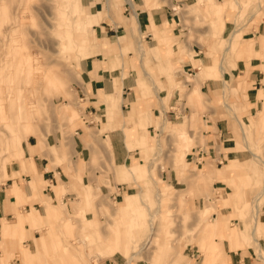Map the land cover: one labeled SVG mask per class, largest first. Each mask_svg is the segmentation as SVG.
Here are the masks:
<instances>
[{"label":"rangeland","instance_id":"obj_1","mask_svg":"<svg viewBox=\"0 0 264 264\" xmlns=\"http://www.w3.org/2000/svg\"><path fill=\"white\" fill-rule=\"evenodd\" d=\"M78 1L83 8L79 12L72 0H0V160L3 163L0 188L10 183V180H4V176L11 174L20 179V166L29 165L28 160L32 159L31 147L28 145L29 156L24 157L25 144L20 151H16V146L12 145L14 140L27 142L26 138L31 136L42 147V141L47 136L65 138L67 151L73 127L80 123L87 129L85 121L96 119L87 113V101L79 99L78 87L84 85L80 77L81 52L84 45L86 50H93L89 45L94 44V38L99 34L94 30L84 35V20H81L88 10L95 12L98 9L103 16L101 21L116 28L108 17L117 24L126 23L127 11L123 9V3L128 2L131 10L132 2L135 7L136 3L134 0ZM138 1L148 7L168 4L175 9L173 11L179 17L181 29L169 44L175 42L180 54L188 53L190 58L194 55L191 45L195 33V43L205 49L204 54L197 55V58L204 63L212 58L218 61L219 67L213 66L217 72L229 71L241 58L256 62L258 81L251 91L255 98L252 110L243 113L245 107L242 102L247 98L246 89L250 86L245 78L247 71L243 76L221 77L227 80H223L224 87L217 104L204 93L197 95L192 87L194 78L191 74L198 72L194 61L191 60L195 68L182 72L179 78L173 73L172 65L169 68L161 66L160 58L171 56L172 51L148 49L146 38L136 32L133 37H128L127 47L119 49L116 45H109L113 68L123 65L125 71L129 54L139 60L140 68L133 72L134 89L139 91L138 101L149 104L156 100L158 94L166 111L169 108V93L178 89L179 101L186 110L178 118L166 117L160 111L154 121L137 124L143 130L141 140L145 142L137 143L140 154L137 161L142 163L140 168L143 170L139 172L140 176L137 173L134 175L135 184L128 183L137 193L134 203H123L126 192L116 199L109 196L113 189L108 176L111 170L108 158L93 144L97 154L92 150L90 159L83 163V171L91 169L88 180H79L77 174L78 184L72 180L67 183L73 185L64 182L68 188L63 190V195L56 190L59 182L40 183L36 195L13 206V217L8 219L11 224L18 223L19 214H29L32 201L39 202L40 206L36 209L43 222L32 224L6 240L0 239V264H116L115 258L120 264H133L138 259L146 264H225L226 249L230 246L234 249L225 238L224 232L228 233V228H237L241 247L251 245L255 248L257 239L264 238L258 230L249 234L242 231L249 230L256 218L264 220V32L255 34L260 22L264 23V0H229V8L235 11V16L232 28L225 33L224 22L228 20L230 10L220 18L210 5L212 1L213 5L221 7L225 0H203L201 4V0L196 3L189 1L180 7L171 0L152 4V0ZM20 21L22 25L14 26ZM250 29L254 31L251 34ZM123 33L125 31L117 32L118 35ZM154 36L155 39L157 36L160 38L158 33ZM111 40L114 42L116 38ZM207 44L213 45L210 53L206 52L207 47L204 48ZM227 44L230 48L226 50ZM139 47L143 52L139 51ZM150 55L156 59L155 67H150ZM154 70L164 74L169 90L165 97L160 92L164 84ZM123 75H126L125 72ZM259 92H262V97ZM24 99L27 100L28 110ZM116 100L120 105L122 101ZM243 114L246 117H242ZM202 115L208 116L211 125L206 126ZM225 118L233 123V128L229 127L231 138L223 143L228 158L225 164L234 157L237 167L228 172L223 165H217L211 159L194 164L188 159L191 147L214 139L213 134L206 137L202 131L213 129L217 120ZM147 124H153L159 131L148 134ZM174 126L181 127L189 136L184 153L181 151L184 144L173 132ZM132 145L129 144V147L132 148ZM104 148H108L106 144ZM49 150L53 155L58 151L54 146ZM126 166L123 168L126 169ZM218 167L221 169L218 170ZM211 168L214 177H208ZM171 171L176 173L177 184L171 185ZM163 173H166V178ZM228 176L232 178L224 182L223 178ZM31 179L27 182L21 180L22 186L30 184ZM119 181L122 180H113L115 183ZM14 184L20 186L17 182ZM80 187L82 189H75ZM165 188L169 190L164 191ZM40 196L44 200L52 199L51 205L56 207L47 211ZM139 212L144 213L143 217H139ZM137 217L142 221L137 227H132V219ZM212 221L216 222L217 230L208 236L204 231ZM149 232L153 236L150 245L140 249L150 237ZM25 246L31 248L28 259H23L21 255ZM76 246L83 248L84 255L75 260L67 248ZM192 247L198 251L197 258L187 255V250ZM107 248L115 253L109 255ZM132 254L135 256L129 259Z\"/></svg>","mask_w":264,"mask_h":264},{"label":"crops","instance_id":"obj_2","mask_svg":"<svg viewBox=\"0 0 264 264\" xmlns=\"http://www.w3.org/2000/svg\"><path fill=\"white\" fill-rule=\"evenodd\" d=\"M162 1L163 0H152L150 4ZM189 1L196 3L197 0H171L172 3H176L179 7L182 6L183 3ZM72 2L77 12L83 9L82 4L78 0H72ZM134 2L136 3V7L132 2V10L130 8H126L127 10L123 8L124 11H127L126 23L123 21L122 24H117L115 20H112L110 17H108L111 24L116 25V28H112L104 23V21H101L103 20V16L101 15V11L98 9H95V12H90L88 10V14L85 15V18L81 20V22L84 20V35L86 32L94 30L99 34L98 36H95L94 44L89 45L92 46L91 48H93V50H86V46L84 45V49L81 52L83 53V59L80 62V77L82 83H84L83 87H81L84 94L82 99L87 101V113L91 116H94L96 119H93L89 122L85 121L84 125H86V128L90 129V131L80 126V123L73 127V133L70 135L68 140L69 149L67 151H65V138L58 137V139H56L53 136H47L45 137L46 139L42 141V147L37 145L36 139L32 138L31 136L26 138L27 142L24 145V157L29 156V145L32 149L31 158L33 160H28L29 165L22 164L20 166V179L18 177H12L10 174L7 177L8 179L6 178V180H10V183L7 185V187L3 186L0 188V239L6 240L10 238V236L16 234L18 231H23L26 227L31 226L32 224L43 222L42 215H40L36 209V206H40L38 201H32V205L34 207L32 206L31 209H29L30 212L27 214V216L19 214L20 219L17 224H11V221L8 220L9 217H13V212L17 202L25 200L26 198H31L33 195L37 194L36 189L38 184L45 182L56 184L59 182V186H53H56L57 192H59L60 195H63V190H67L68 188L64 186V182L67 183L72 180L75 181V184H78L76 178L77 174L80 177L79 180H82L83 182L88 180V173L91 171V169L88 168L83 171V163L90 159V153L92 150L97 154V150L93 149V144L96 145V147L99 148V151L104 153L108 158V164L111 168L110 172H108V176L112 181L110 183V188L113 189L109 196L114 197L116 194L121 196V194L126 192L123 195V203L127 205L134 203V200L137 198V193L134 191L133 185H128V183L135 184L136 179L134 175L137 173L140 176L139 172L143 170L140 168V164L142 165V163L137 161L140 155L139 146L137 143L139 144V142H141L143 144L145 140H141L143 130L142 128L138 127L137 124L143 125L144 122L142 121H146L147 123L154 121L155 118L158 117L160 111H163L164 115L170 118V111L176 113V109L181 108L182 104L178 98V89H172L169 93V108L166 111L163 109V105L161 104V99L158 94L157 98L159 100L155 98L156 100L151 101L149 104L138 101L139 91L134 89L136 84L133 78V72L137 69V67L140 68V63H138L139 60L133 54H129L126 59L128 66L125 71H123V65L121 67L119 66L113 68L114 64L112 60H110L111 58L109 56L111 53V46L109 47V45H116L119 49L127 47L128 37L130 35L133 37L136 32L141 37L146 38L145 42L149 44L148 49H153L154 51L157 49H164L165 51H168L170 49L172 51L171 56L166 57V55H163L164 57L160 58L162 59V68H169V66L172 65L174 70L173 73H175V75L180 78L182 72H187L196 67L198 72L196 71L195 73L191 74V76L194 78L192 87L196 84L199 87L194 88L197 95L204 93L211 102L217 104L218 100H220L222 88L224 87L223 80H227L222 79L221 77L227 76L230 78L231 75L233 77L238 75L243 76L244 72L247 71V73H245V78H247L250 86L246 89L247 98L242 102L245 107L243 113L252 110V103H255V98L252 96L251 91L258 81V74L256 73L257 68L255 67V65H257L256 62L250 58H241L235 63V67L231 68L229 71L219 70L217 72L213 66L219 67L218 61H215V59L212 58L211 60H208L204 63L199 58H197V55L202 53L204 54L205 49L201 48L197 43H195L194 40L197 38L195 33L193 34V44L191 45L194 55H192L191 58L188 56V53L186 55H182L180 52H178L179 47L177 44H175V42L169 44L171 39L179 35L181 29L179 17L173 10H171L170 6H168V4H161L159 6L148 7L145 3L142 4L141 1L134 0ZM202 2L203 0H201L200 4ZM229 2V0H225L224 5L221 7L217 6V4H215L216 6L213 5L214 3L212 1L210 4L212 11L220 14V18L225 17L227 12L230 10L228 20H225L224 22V33L228 28L231 29L232 25L234 24L232 20L235 16V11L229 8ZM130 15L132 16V19ZM121 17L122 16L120 15V20ZM259 25V30L256 31L255 34L264 32V23L261 21ZM93 26H95V29ZM119 30L125 31V33L118 35L117 32ZM249 32L251 34V32L254 31L253 29H250ZM155 33H158L160 38L157 36V39H155ZM113 37L116 38L114 42L111 40ZM205 39H207V37ZM84 42H86V39ZM205 47L208 48L206 51L207 53H210L209 49H213L212 44H207L206 46L204 45V48ZM228 48H230V44H227L226 50ZM139 51L143 52L141 47H139ZM103 54L106 56H103ZM202 59H204V55H202ZM191 60L194 61L195 67L193 66V62ZM149 61L151 63L150 67H155L157 64L156 59L151 55ZM123 72H125L126 75H123ZM154 74L158 76L159 80H161L164 84V88L160 92H163V97H165L168 95L169 90L166 80L163 78L164 74L156 70H154ZM188 77H190V74ZM261 93L262 92H259V96H261ZM116 98L122 101L120 105L118 104ZM258 100L261 101L262 99ZM124 101L126 102L124 103ZM117 105H119V108ZM115 106L117 108L113 110ZM181 110V114H183L186 109L185 107H182ZM179 116L182 117V115ZM242 117H246L245 114H243ZM202 118H204L206 126L211 125L207 115H202ZM232 124L233 123L227 118L220 119L214 123L213 129H206L202 131L203 136L207 137V135L210 134L215 136L214 139H207L205 145L207 148H211V145H213V147L215 146L213 142L218 141L217 145L220 152H222L223 158V162L220 165H223L222 167L228 172L229 170L235 169L237 167V161L234 157L229 158L228 164H225L228 158L226 156L227 152L224 151L223 143L226 139L231 138L229 137V127L233 128ZM95 129L99 132L96 133ZM146 130L148 134H150L152 131H156V133L159 131V129L154 128L153 124H147ZM216 131L221 134V138L219 140H215L217 136L214 134V132ZM173 132L180 139V142L184 144V149L181 150L183 151L182 153H184L185 148L189 143L187 140L189 139V136L185 130L178 126H174ZM105 144L108 147L107 149L104 148ZM129 144H133V147L130 148ZM53 146L58 150L54 155L49 150V147L51 148ZM189 154L188 159H190ZM98 157H100V155H98ZM180 160H182V157ZM125 164H127L126 169L123 168ZM217 169L220 170L221 168L218 167ZM92 173L96 175L98 174L96 171H93ZM214 174L215 173L212 168L211 170H208V177H214ZM10 177H12L13 180H11ZM163 177L166 178V173H163ZM169 177L171 185L173 183L177 184L175 172L171 171ZM230 178L232 177L228 176L223 178V180L224 182H227ZM30 179V184L22 186L21 180L27 182ZM115 179L122 181L115 183L113 182ZM14 182H17V184L20 186L15 185ZM67 185L73 184L67 183ZM168 185L170 184L168 183ZM88 186L90 187V185ZM82 187L86 188V186L83 185ZM82 187L75 189H82ZM167 190L169 189H164V191ZM41 193L44 195L43 190H41ZM39 199L40 201H43L46 207L47 203L52 201V199L44 200L41 196ZM54 207L56 206L53 204L49 207V209H46L49 211ZM143 214V212H139L138 215L139 217H143ZM139 217H137L138 219H132V227H137L140 225L139 221H142V218ZM151 220L152 218L149 219V222ZM252 227L254 229H252ZM252 227L249 230L242 229V231L248 234L254 230L264 232V220L256 218L254 226ZM227 231L228 233H226L225 238L228 244L232 245L234 249L231 246L230 249H226L225 252L227 259L224 260L225 264H264V238L257 239L258 244L255 248L251 245L241 247V241L239 237L240 234L239 231H237V228L230 227ZM206 233L207 232L205 230L204 234ZM107 250L109 255L115 253L111 248H107ZM194 250L197 251V249L194 247L189 248L187 250V255L191 257L190 252ZM30 251L31 248L25 246L24 251L21 254L23 259L29 258ZM67 251L75 260L78 259L80 255H84V253H82L83 248L77 246L73 247L72 249L67 248ZM134 256L135 255L132 254L129 259H132ZM114 263L120 264L119 260L116 258ZM133 264L146 263L138 259V261L133 262Z\"/></svg>","mask_w":264,"mask_h":264},{"label":"built area","instance_id":"obj_3","mask_svg":"<svg viewBox=\"0 0 264 264\" xmlns=\"http://www.w3.org/2000/svg\"><path fill=\"white\" fill-rule=\"evenodd\" d=\"M124 6H125L124 9L129 8V4H127V3H124ZM170 8H171V10H175L173 7H170ZM78 88H79V92H80L79 99H82L84 96L82 88L81 87H78ZM169 114H171V117H173V118H178V117H180L179 115H181V110L176 111V113L173 111H170ZM214 134H216V136H217L215 140H219L221 138V134L218 133L217 131L214 132ZM217 142L218 141L213 142V144L215 146L213 147V145H211L210 146L211 148H207L205 144L204 145L196 144V145L192 146L190 151H189L190 152L189 158L196 165L202 164L208 159H212L216 164H219V165L222 164V162H223L222 152H220L218 145H217ZM209 150H211V151H209ZM118 196H119V194H116L112 198L116 199V198H118ZM197 253H198V251H196V250L190 252L191 257L193 256L194 258H196Z\"/></svg>","mask_w":264,"mask_h":264},{"label":"bare ground","instance_id":"obj_4","mask_svg":"<svg viewBox=\"0 0 264 264\" xmlns=\"http://www.w3.org/2000/svg\"><path fill=\"white\" fill-rule=\"evenodd\" d=\"M224 14V13H223ZM22 20V19H21ZM19 25H22V22L20 21V22H18V23H15L14 24V26H19ZM14 30H15V27H14ZM6 56V55H5ZM33 58V56H31V59ZM34 59V58H33ZM32 59V60H33ZM27 61V60H26ZM28 62V61H27ZM28 64V63H27ZM26 64V65H27ZM38 65V64H37ZM38 66H36V68H37ZM35 68V69H36ZM39 68V67H38ZM33 69H34V67H33ZM37 70V69H36ZM34 71V70H33ZM33 74V73H32ZM34 75V74H33ZM33 78H35V77H33ZM32 79V78H31ZM195 87H198L196 84L193 86V88H195ZM199 88V87H198ZM25 96V95H24ZM24 98H27L26 96L24 97ZM25 101H24V106L26 107V109L28 110V105H27V100L26 99H24ZM2 110V109H1ZM2 123V122H1ZM2 125V124H1ZM26 142H25V140H20V141H18V142H16V140H14V142H13V144L12 145H15L16 146V148H15V150L16 151H20V148H21V146L23 145V144H25ZM22 148H23V146H22ZM21 148V149H22ZM2 156V155H1ZM3 157V156H2ZM1 161L2 160H0V171H1V169H2V166H3V163H1ZM3 170V169H2ZM16 173H19V171L18 172H16ZM5 178H4V180H6V178L8 177V176H4ZM200 177V176H199ZM198 177V178H199ZM8 179V178H7ZM262 190H264V188L262 189ZM51 203L52 202H48L47 203V207L46 208H48L49 209V207L51 206ZM48 209H46V210H48ZM216 221H219L218 219L216 220ZM219 222H221V221H219ZM222 223V222H221ZM152 220L150 221V228H152V230H153V227H152ZM222 225V224H221ZM253 226H254V224H253ZM252 229H254L253 227H252ZM217 230V227H216V222H213L212 221V224H208V227H207V229H206V235H212V234H214L215 233V231ZM256 231V230H255ZM151 232V231H150ZM150 232H149V235H150ZM225 234H226V232H224ZM225 234H224V236H225ZM260 234L261 235H263L264 236V232H260ZM154 235V234H153ZM152 238H153V236H152V233H151V235H150V237L149 238H147V240H145V242L143 243V245L141 246V248L140 249H143L144 247H146V246H148V245H150V243H151V240H152ZM145 249V248H144Z\"/></svg>","mask_w":264,"mask_h":264}]
</instances>
